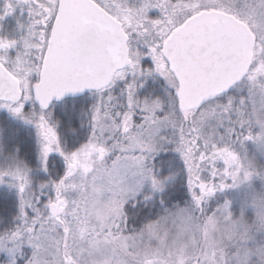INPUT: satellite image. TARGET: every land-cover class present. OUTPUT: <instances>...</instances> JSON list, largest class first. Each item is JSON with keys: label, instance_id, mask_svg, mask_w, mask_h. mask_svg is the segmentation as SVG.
Returning a JSON list of instances; mask_svg holds the SVG:
<instances>
[{"label": "snow or ice", "instance_id": "snow-or-ice-1", "mask_svg": "<svg viewBox=\"0 0 264 264\" xmlns=\"http://www.w3.org/2000/svg\"><path fill=\"white\" fill-rule=\"evenodd\" d=\"M249 143L264 0H0V264H264Z\"/></svg>", "mask_w": 264, "mask_h": 264}, {"label": "trees", "instance_id": "trees-1", "mask_svg": "<svg viewBox=\"0 0 264 264\" xmlns=\"http://www.w3.org/2000/svg\"><path fill=\"white\" fill-rule=\"evenodd\" d=\"M9 123H10V126L13 129H19L20 130L21 138L28 137V136H33L34 137V132H32V130L30 128L24 126L22 123L12 122L11 118H9ZM28 147H29V149L34 148V140H30L29 141ZM31 156H32V152L30 151L28 157H26V158H30ZM0 194H6L7 200H8V209L12 213H14L15 208L13 206V202L15 201V196L13 194L7 193L6 191L1 190V189H0Z\"/></svg>", "mask_w": 264, "mask_h": 264}, {"label": "rangeland", "instance_id": "rangeland-1", "mask_svg": "<svg viewBox=\"0 0 264 264\" xmlns=\"http://www.w3.org/2000/svg\"><path fill=\"white\" fill-rule=\"evenodd\" d=\"M229 91L234 93L235 89H230ZM247 147H248V150H249V154H255L258 159H264V157H261L260 153L256 151L255 146L253 144L249 143ZM0 189L6 191L7 193L13 194L15 196L14 191L13 192H9V190L7 189L6 186L5 187L4 186H0ZM262 191H264V186H262L260 181H255L254 182V188H251V189H249L247 187L242 188L236 193V195L238 197H241L245 193H252V192L260 193Z\"/></svg>", "mask_w": 264, "mask_h": 264}]
</instances>
